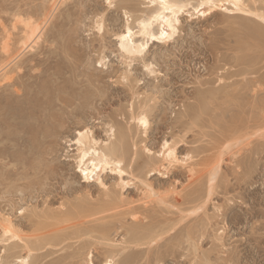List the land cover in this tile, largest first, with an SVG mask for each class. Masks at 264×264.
I'll list each match as a JSON object with an SVG mask.
<instances>
[{"label": "rangeland", "instance_id": "1", "mask_svg": "<svg viewBox=\"0 0 264 264\" xmlns=\"http://www.w3.org/2000/svg\"><path fill=\"white\" fill-rule=\"evenodd\" d=\"M52 1L0 0V68L21 50L22 17L29 21L33 16L30 21L45 28L43 39L22 60L44 59L53 49L57 53L46 62L50 70L45 63L27 73L33 61L19 73H40L46 90L55 87L56 75L54 79L50 75L61 69H67L71 77L79 73L77 79L92 72L94 84L86 92L91 99L85 95L77 101L78 114L57 111L59 120L54 124L42 121L43 126H37L43 135L29 134L27 148L11 139L1 143L0 147H14L18 155L21 151L19 157L24 158L14 163L4 159L9 167L0 162V264H20L23 257L29 264H102L111 253L123 264H264V35L257 39L263 46H251L258 42L247 29L255 23L239 18V11L221 8L204 15L199 8L197 14L199 0H183L186 7L178 15L174 35L169 41L150 40L143 58L135 59L121 49L119 35L128 25L136 32L135 41L144 42L142 22L157 11L158 4L150 0ZM258 1L259 7L251 1L247 8L257 11L263 6L264 11V0ZM46 13L53 17L45 25ZM152 26L156 32L160 29L158 22ZM100 60L105 68L97 66ZM8 68L13 69L10 75L21 80L13 63ZM13 89L8 86L0 94L6 90L8 95ZM143 111L149 117L145 130L137 120L131 121L133 114ZM112 125L124 140L127 172H101L105 189L98 180L86 182L78 171L80 145L75 141L78 131L90 129L103 146L110 141ZM54 127L67 132L52 135ZM165 141L185 163L180 160L179 165L170 166L161 157ZM23 150L28 154L22 155ZM7 219L21 230L22 241L10 238L11 234L6 238L2 226L9 224ZM137 223L151 226V234L141 238L142 246L125 248L133 244L128 241ZM25 241L40 249H25Z\"/></svg>", "mask_w": 264, "mask_h": 264}, {"label": "bare ground", "instance_id": "2", "mask_svg": "<svg viewBox=\"0 0 264 264\" xmlns=\"http://www.w3.org/2000/svg\"><path fill=\"white\" fill-rule=\"evenodd\" d=\"M54 1V0H53ZM52 1V2H53ZM57 1V0H56ZM55 1V2H56ZM147 1H149V0H147ZM183 1V0H182ZM189 2H190V0H188ZM192 1V0H191ZM196 2H198L197 0H195ZM252 1V4H256V2H257V4H258V0H199V7L197 8V9H199V8H201V10H200V12L204 15V14H206L207 12H210L211 13V11L213 12H216L215 11V9H217V8H221V9H224L225 10V8L229 11V12H236V11H239V18H245V19H247V20H249V22L250 21H253L255 24H253L255 27H250V24L249 25H247L248 27H245V25H243V27H241V28H245V29H247V28H252V29H247L248 31V34H249V31L251 30V32L250 33H252L251 35H252V38L251 39H255L256 41H257V39L259 40V37L261 36V35H264V34H261L262 32H264L263 31V29H264V11H261L262 9H263V6H262V9L260 10V8H258L259 7V4H258V7H256V10L257 11H254L253 9L251 10V9H248L247 7H248V5L249 4H251L250 2ZM59 2V1H58ZM149 2H151V4H154V3H156V5L158 6V9H157V11H155L154 13H151V16L149 15V18L147 19V21H144V22H142V28H140L141 29V31H140V34H142V36L144 35V37H145V41L144 42H141V43H137L135 40L136 39H134V35H135V33L136 32H134L133 31V29L131 28V27H129L128 25H127V29H126V32L129 30V29H131V33H132V35L127 39V40H124V41H120L121 43H123L124 44V49H122L123 50V52L126 54V56H130V57H134L135 59H136V57H138V58H140L139 56H141V58H143V52L145 51V49L146 48H144L143 50H141V45H144V44H147V47H148V43H149V41L151 40V36L152 35H156V36H159L160 35V31H161V29L163 28L167 33H168V36L167 37H165V38H163V39H161L160 41H167L168 39H169V37L171 38L173 35H174V33L176 32V23H175V20H178V15H179V13H181L180 11H179V9H177V11H176V13H175V16H174V18H173V20H174V22H173V28L175 29V31L173 32L172 31V29H169L168 27H167V25L166 24H164L162 21H160V20H154L153 19V17H156V16H158V15H160L162 12H163V9L160 7V0H150ZM167 2H168V4L169 5H178V6H181V7H183V10H184V8L186 7V5H185V2L184 3H181L179 0H167ZM228 3V5L230 4L232 7L231 8H229V7H226L225 5V3ZM66 3V2H65ZM54 4H55V6H56V4L57 3H52V5L54 6ZM209 4H211V7H209ZM201 5H203V7H201ZM261 5V4H260ZM52 6V7H53ZM250 6H252V5H250ZM51 7V8H52ZM197 7V6H196ZM223 7V8H222ZM59 8H60V6H59ZM157 8V7H156ZM155 8V9H156ZM249 8H252V7H249ZM55 8H53V10H54ZM153 9V8H152ZM196 9V8H195ZM196 9V10H197ZM58 10V9H57ZM226 10V11H227ZM47 11H48V9H47ZM150 11V10H149ZM43 12V11H42ZM49 12V11H48ZM47 12V13H48ZM51 12H52V9H51ZM54 12V11H53ZM52 12V13H53ZM213 12V13H214ZM46 13V14H47ZM50 13V12H49ZM148 13H150V12H148ZM237 13V12H236ZM45 14V15H46ZM197 14H198V12H197ZM201 14V15H202ZM225 14H228V13H225ZM238 14V13H237ZM211 15V14H210ZM30 16V15H29ZM43 16V18H44V15H42ZM41 16V17H42ZM232 16V15H231ZM33 17V16H32ZM32 17H30L29 18V21H24L23 20V18H24V16L22 17V19H21V21H22V23L24 22V24H25V27H23V28H25V30H24V38H23V40H19V41H22L20 44H22V47L21 46H18V47H21V50H20V52L15 56V57H13V58H11V60H10V62H8L2 69L0 68V90L1 89H4V88H6V87H8L9 86V88H10V86H13L14 87V89L10 92H8V95H7V89L6 90H4L3 91V93H5V94H0V145H3V144H1V143H4L3 141L5 140V139H11V141H15V143H18L17 145H19V144H23L24 145V149H25V147L27 148V139L29 138V136L30 137H32V135H34V133H35V135H38L39 133L41 134L42 133V135H43V132L41 131H39L38 130V128L40 127V126H43V125H41L40 123L42 122V121H46V123H47V121H49V122H53L54 120L56 121V119H58L57 118V113L58 112H60V110L62 109V110H64V111H66V113L68 112V113H71V114H76L77 113V111L79 110L78 109V106H79V104H78V102L79 101H81V100H83V99H85V95H87V93L86 92H88L89 90H90V87H91V85L92 84H94V79L92 78V76L93 75H91L90 76V74L92 73V72H90V74L89 75H85L86 77H84L83 75V78L81 79V78H79V79H77L76 77H77V75L79 74V73H77V75H76V77H75V75H73L72 77L70 76V75H67L68 74V71H66L65 69V71H56V72H54L53 73V75H50V74H48V76L50 75V77H51V79L53 78V76L54 75H56V78H55V82H56V84L54 85V80H53V84L52 85H54L55 87L54 88H51V89H49V90H46V89H44V87H42L43 85H42V83L44 82L43 81V79H42V77H41V74L40 73H38V74H33L32 72L30 73V71H32V69L34 68V66H38V65H45V63L48 61V60H50V54H53V52L56 54L57 52H55L54 51V49L53 50H51V51H49L48 53H49V55L48 56H46V57H44V59H40V58H33L32 56L31 57H28L29 58V60H27V63H28V65L30 64L29 62H33V61H36V63L35 64H30V66H28V65H26L27 63L25 62V60H22V58L21 57H23L24 55H26L28 52H32V50L33 49H35V44H37L38 43V41L43 37V34H44V30H45V28H44V26H42L41 25V23H39V21H38V23L40 24V25H38L37 23V25H35L34 23L36 22V20H35V22L33 23V22H31L30 21V19L32 18ZM51 17H53L52 16V14L51 15H49L48 16V14H47V16H46V18H45V20L44 19H40V20H44L45 21V25L46 24H48V22H49V20L51 19ZM235 17V16H234ZM21 18V17H20ZM20 18H18V19H20ZM39 18H40V16H39ZM167 18V17H166ZM27 20H28V18H26ZM33 20H34V17L32 18ZM17 20V19H16ZM52 20V19H51ZM242 20V19H241ZM17 21H19V20H17ZM20 21V22H21ZM246 21V20H245ZM41 22V21H40ZM43 22V21H42ZM154 22H158V23H160V29L156 32V31H154V27L152 26L153 24H154ZM16 23H18V22H16ZM243 23V22H242ZM245 23V22H244ZM145 24H147L148 25V28L147 29H145L144 27H143V25H145ZM44 25V24H43ZM240 25V24H239ZM242 25V24H241ZM256 25H258V26H256ZM22 26H24V25H22ZM100 27H102V26H100ZM240 28V29H241ZM100 29V28H99ZM238 29V28H237ZM244 29V32L246 31ZM239 30V29H238ZM101 31V30H100ZM138 31V32H139ZM242 31H243V29H242ZM125 32V33H126ZM240 32V31H239ZM125 33L123 32V34H121V35H119V37L120 36H122V35H125ZM243 33V32H242ZM246 33V32H245ZM245 33H243V34H245ZM241 34V33H240ZM247 34V35H248ZM256 34V35H255ZM46 35V34H45ZM61 35V34H60ZM251 35H248V36H250L251 37ZM258 35H260V36H258ZM58 36V35H57ZM63 36V35H62ZM243 36V35H242ZM247 36V37H248ZM254 36H258V38H256V37H254ZM60 37V36H59ZM246 37V35L244 36V38ZM254 37V38H253ZM22 39V38H21ZM43 39V38H42ZM52 39V38H51ZM251 39H248V40H251ZM261 39V38H260ZM264 39V38H263ZM262 39V40H263ZM252 40V41H253ZM41 41V40H40ZM169 41V40H168ZM261 41V40H260ZM49 42V41H48ZM60 42V41H59ZM119 42V41H118ZM151 42H152V40H151ZM253 42H255V41H253ZM258 42V44L255 42L254 44L252 43H250L249 42V44H251V46L252 45H255L256 44V46L257 45H259L260 43H259V41H257ZM52 43V42H51ZM121 43H120V45H121ZM163 43V42H162ZM59 44H61V43H59ZM70 44V43H69ZM261 44H262V41H261ZM259 45V46H263V45ZM8 45V44H7ZM56 45V44H55ZM53 46V45H52ZM63 46V45H62ZM71 46V45H70ZM259 46H257V47H259ZM4 48V47H3ZM120 48V47H119ZM48 49V48H47ZM47 49H45V50H47ZM64 49V48H63ZM75 49V48H74ZM73 49V50H74ZM48 51V50H47ZM47 51H46V53H47ZM60 51H62L61 49H60ZM70 51V50H69ZM121 52V51H120ZM12 53V52H11ZM47 53V54H48ZM64 54H65V52H64ZM67 55H69L70 56V53L69 52H67L66 53ZM8 55V54H7ZM33 55V54H32ZM36 55V54H35ZM66 55V56H67ZM76 55H78V54H76ZM35 57V56H34ZM53 57V56H52ZM61 57V56H60ZM59 57V58H60ZM63 57V56H62ZM74 57V56H73ZM79 57V56H78ZM84 57V56H83ZM89 57V56H88ZM9 58V57H8ZM41 58H43V57H41ZM58 58V59H59ZM66 58H68V57H66ZM137 58V59H138ZM53 59V58H52ZM103 59V58H102ZM93 60V59H92ZM5 61H6V59H5ZM101 61H103V60H100V61H98V62H101ZM62 62V61H61ZM94 62V61H93ZM14 64L15 66H16V72L15 73H19V71L21 70V67L23 68V67H25V65L26 66H28L29 68H26L27 69V73H28V69L30 70L29 71V74H27V75H25V74H23V75H21L20 73H19V77H20V79L21 80H18L19 78H17L18 77V75H17V81L15 82L14 81V79L16 80V78L14 77V75H10L9 74V72L10 73H12L11 71L13 70H8L9 68V66L11 65V64ZM26 63V64H25ZM50 63H51V61H50ZM78 63V62H77ZM88 63V62H87ZM90 63H91V61H90ZM96 63V62H95ZM2 64V63H1ZM25 64V65H24ZM46 64H48V65H46L47 66V69L48 70H50V68H51V66H50V64L49 63H46ZM66 64V63H65ZM71 64H73V63H71ZM4 65V64H3ZM61 65V64H60ZM92 65V64H91ZM91 65H90V67H91ZM1 66V65H0ZM97 66H99L100 67V63H99V65H97ZM104 66V65H103ZM147 66V65H146ZM45 67V66H44ZM72 67V66H71ZM89 67V66H88ZM40 68H41V66H40ZM61 68H63V66L61 67ZM64 68H66V67H64ZM102 68H105V66L104 67H102ZM147 68H149V67H147ZM11 69V68H10ZM72 69V68H71ZM90 69V68H89ZM96 69V68H95ZM107 69V68H106ZM46 70V69H45ZM52 70V69H51ZM68 70H70L69 68H68ZM149 70H150V68H149ZM44 71V70H43ZM76 71V70H75ZM14 72V71H13ZM35 72V71H34ZM41 72V71H40ZM46 72H48L49 73V71H46ZM70 72V71H69ZM95 72V71H94ZM101 72V71H100ZM150 72V71H149ZM155 72V71H154ZM51 73V72H50ZM72 73H74V72H72ZM81 73V72H80ZM97 73V72H96ZM95 73V74H96ZM117 73V72H116ZM115 73V74H116ZM147 73H148V71H147ZM152 73V72H151ZM150 73V74H151ZM46 74V73H45ZM155 74V73H154ZM43 75V74H42ZM47 75V74H46ZM45 75V76H46ZM104 74H102L101 76H103ZM145 75V74H144ZM23 76H24V79H23ZM25 76H27V79H26V77ZM100 75L99 76H97L96 75V77H100V78H102ZM49 77V78H50ZM55 77V76H54ZM75 77V78H74ZM105 77V76H104ZM128 77V76H127ZM33 78V79H32ZM48 78V77H47ZM42 79V80H41ZM54 79V78H53ZM61 80V81H59L58 82V80ZM50 80V79H49ZM98 80V79H97ZM46 81V80H45ZM52 82V81H51ZM129 82H130V80H129ZM96 83V82H95ZM99 84H100V82H98ZM106 83V82H105ZM108 83V82H107ZM126 86V85H125ZM129 86V85H128ZM97 87H99V86H97ZM12 88V87H11ZM92 88V87H91ZM98 89V88H97ZM105 89H107V88H105ZM129 89H130V87H129ZM94 90V89H93ZM264 90V89H263ZM2 91V90H1ZM6 91V92H5ZM104 91V90H103ZM101 92V91H100ZM234 92V91H233ZM2 93V92H1ZM90 94H91V92H90ZM87 96H89V98L91 97V95H87ZM46 97H49V98H51V101H49V102H51V103H49V102H45V100H43L44 98H46ZM233 97H234V95H233ZM236 97V96H235ZM53 98V99H52ZM88 98V97H87ZM34 99V100H33ZM91 99V98H90ZM109 99V98H108ZM107 99V100H108ZM227 99V98H226ZM233 99H235V98H233ZM36 100V101H35ZM94 100V99H93ZM104 100V99H103ZM110 100V99H109ZM78 101V102H77ZM233 101V100H232ZM235 101V100H234ZM83 102V101H82ZM90 102V101H89ZM88 102V103H89ZM110 102V101H109ZM226 102V101H225ZM230 102V101H229ZM81 103V102H80ZM107 103V102H106ZM93 105H95V104H92V107H93ZM107 105V104H106ZM80 106H82V105H80ZM87 108V107H86ZM153 108V107H152ZM146 109V108H145ZM154 109V108H153ZM134 110H135V108H134ZM58 111V112H57ZM146 111V110H145ZM132 112H134L133 110H132ZM152 112V111H151ZM85 113V112H84ZM135 113V112H134ZM138 113V112H137ZM141 113H144V111L143 112H140V113H138L139 115L138 116H133L132 115V119H131V121H133V119L134 120H137V122H138V124H139V126H142L143 128L145 127L144 125H142L141 123H140V119L143 117V118H146L147 119V121H148V124H147V126L149 125V120H148V118L149 117H147V114L145 115V113L144 114H141ZM147 113L149 114L150 112H148L147 111ZM62 114H65V113H62ZM70 114V115H71ZM78 114V113H77ZM87 114V113H86ZM118 114V113H117ZM153 114H155V113H153ZM116 115V114H115ZM76 116V115H75ZM151 116V115H150ZM90 117V116H89ZM65 118V117H64ZM86 118H88V117H86ZM117 118V117H116ZM119 118V117H118ZM68 119V118H67ZM59 120V119H58ZM65 120V119H64ZM64 120H62V121H64ZM113 120V119H112ZM116 120H118L119 121V119H116ZM114 122V121H113ZM117 122V121H116ZM57 123H58V121H57ZM80 123V122H79ZM81 123H82V121H81ZM80 123V124H81ZM112 123V122H111ZM130 123V122H129ZM136 123V122H135ZM44 124V123H43ZM52 124H54V123H52ZM59 124V123H58ZM65 124H66V122H65ZM70 124V123H69ZM78 124V123H77ZM76 124V125H77ZM83 124V123H82ZM40 125V126H39ZM46 125V124H45ZM111 125V124H110ZM114 125H117V124H114ZM37 126H39V127H37ZM48 127H49V125H47ZM57 126H59V125H57ZM65 126V125H64ZM69 126V125H68ZM73 126V125H72ZM11 127H13V129H15V130H13L12 129V131H10L9 129H11ZM61 127V126H60ZM60 127H54L53 129H51L52 131L50 132V133H52V135L53 134H55V135H57V134H59L60 132H62V131H64V130H62V128H60ZM132 127V126H131ZM47 128V127H46ZM46 128H44V129H46ZM63 128H65V127H63ZM110 128V127H109ZM118 128V127H117ZM116 127H114L113 125L111 126V128L109 129V132H108V134H109V139H110V141L108 142V143H104V145L102 146L101 144H100V142L97 140V139H95V137H94V135L92 134V130H90V129H87L86 131H78V132H84V134L82 135V136H79L78 138H76V139H79V141H80V143H79V150H80V154H79V168L80 169H82L83 171H88V173H89V177H90V179H88V180H86V182H88V181H94V180H98L99 182H100V184H102L103 186H105L106 187V185H104V183L102 182V180L100 179V174H101V172L103 173V172H105L106 170H111V171H113V172H117V173H119L120 175H121V173H126L127 172V170L125 171V168L123 167L124 166V163H125V161H126V158H125V150H124V144L122 143V141H124L123 140V138L121 139L120 138V134L119 133H117V129ZM141 128V127H140ZM146 129H148L147 127H145ZM145 128H144V130H145ZM40 129V128H39ZM43 129V130H44ZM119 129V128H118ZM126 129V128H125ZM42 130V129H41ZM69 130V129H68ZM127 130V129H126ZM66 132H67V130H65ZM64 131V132H65ZM94 131V130H93ZM108 131V130H107ZM131 131V130H130ZM69 132V131H68ZM120 132V131H119ZM144 132H146V131H144ZM45 133V132H44ZM94 133V132H93ZM129 133V132H128ZM30 134V135H29ZM48 134V133H47ZM118 134H119V136H118ZM139 134V133H138ZM137 134V135H138ZM45 135V134H44ZM51 134H48L47 136H52ZM125 135V134H124ZM46 136V137H47ZM128 136H129V134H128ZM140 136V135H139ZM37 137H39V135L37 136ZM45 137V138H46ZM121 137H122V135H121ZM132 137V136H131ZM137 137V136H136ZM42 138H43V136H42ZM52 138V137H51ZM138 138V137H137ZM13 139V140H12ZM37 139V138H36ZM46 139H48V138H46ZM129 139V138H128ZM31 140V139H30ZM131 140V139H130ZM138 140V139H137ZM6 141V140H5ZM8 141V140H7ZM44 141V140H43ZM129 141V140H128ZM132 141V140H131ZM130 141V142H131ZM129 142V143H130ZM7 143V142H6ZM11 143V142H10ZM9 143V144H10ZM13 143V142H12ZM15 143H13L16 147H17V145L15 144ZM133 143V142H132ZM135 143V142H134ZM29 144H31V143H29ZM131 144V143H130ZM34 145V144H33ZM135 145V144H134ZM169 145L170 144H168V148L166 149V150H164L163 151V156H164V158L163 159H165V160H168V153H169V151H171L173 154H174V158L175 159H178V157L176 156V153H175V148H171V147H169ZM29 146V145H28ZM18 148V147H17ZM21 148H23V147H21ZM28 148H30V146L28 147ZM165 148V147H164ZM16 149V148H15ZM44 149V148H43ZM145 149H147V151H150V149H148V148H145ZM17 150V149H16ZM29 150V149H28ZM31 150V149H30ZM36 150V149H35ZM39 150V149H38ZM50 150V149H49ZM34 151V150H33ZM47 151V150H46ZM52 151V150H51ZM16 151L14 150V147H12V146H1L0 147V162L1 163H3V165H5L6 163L5 162H3V160L4 159H6L7 160V162H20V161H22V159L24 158V157H22V159H20V157H21V151L19 152V154L20 155H18L17 153H15ZM23 153H22V155L24 154V150L22 151ZM26 152V151H25ZM38 153V152H37ZM39 153H40V151H39ZM25 154H28V153H25ZM24 154V155H25ZM29 154H31V153H29ZM42 154V153H41ZM49 154V153H48ZM146 154V153H145ZM31 155H33V154H31ZM135 155V154H134ZM133 155V156H134ZM147 155V154H146ZM20 156V157H19ZM41 156V155H40ZM150 156V155H149ZM155 156V155H154ZM137 157V156H136ZM152 157V156H151ZM105 158H107L106 160H105ZM135 159V158H134ZM189 159V158H188ZM187 159V160H188ZM6 160H4V161H6ZM181 160V159H180ZM185 160V159H184ZM147 161V160H146ZM181 161H183V160H181ZM156 162V161H155ZM164 162V161H163ZM184 163H185V161H183ZM21 163H24V162H21ZM26 163V162H25ZM93 163H95V165H96V167H95V169L92 167V164ZM107 164L108 165V167H105L104 166V164ZM8 165H5L6 167H9L10 165H9V163H7ZM3 165H0V166H3ZM12 165V164H11ZM21 165V164H20ZM27 165H28V163H27ZM129 165V164H128ZM151 165H155L154 163L152 164L151 163ZM185 165H187V164H185ZM16 166V165H15ZM183 166V165H182ZM189 166V165H188ZM16 167H18V165L16 166ZM150 167V166H149ZM166 167H168V166H166ZM170 167V166H169ZM168 167V168H169ZM176 167V166H175ZM3 168V167H2ZM1 168V169H2ZM14 168V167H13ZM34 168V167H33ZM38 168V167H37ZM167 169V168H166ZM176 169V168H175ZM7 170V169H6ZM12 170H15V169H12ZM18 170V169H17ZM152 170V169H151ZM1 172V171H0ZM11 172V171H10ZM13 172H15V171H13ZM23 172V171H22ZM82 172V171H81ZM2 173V172H1ZM148 173V172H147ZM4 174V173H3ZM2 174V175H3ZM19 174V173H18ZM17 174V175H18ZM22 174V173H21ZM132 174V173H131ZM11 175V174H10ZM16 175V174H15ZM23 176V175H22ZM5 177V176H4ZM8 177V176H7ZM11 177V176H10ZM138 177V176H137ZM2 178V177H1ZM10 179V178H9ZM97 181V182H98ZM98 182V183H99ZM102 182V183H101ZM5 183V182H4ZM148 184V183H147ZM6 185H7V183H6ZM125 185V183L122 185V186H124ZM131 185V184H130ZM102 186V187H103ZM149 186V185H148ZM150 187V186H149ZM152 187V186H151ZM150 187V188H151ZM121 188V187H120ZM149 188V189H150ZM9 189V188H8ZM105 189H107V187L105 188ZM212 190V189H211ZM110 191H112V190H110ZM109 191V192H110ZM113 193V192H112ZM119 193V192H118ZM211 193V192H210ZM114 194V193H113ZM119 195V194H118ZM118 195H117V198H118ZM107 196H108V194H107ZM106 197V196H105ZM114 198V197H113ZM107 200V199H106ZM109 200V199H108ZM116 201V200H115ZM112 202V201H111ZM117 202V201H116ZM120 202V201H119ZM122 202V201H121ZM109 203V202H108ZM118 204V203H117ZM104 205V204H103ZM106 205V206H105ZM104 206H105V208L107 207V204H105ZM109 206H110V204H108ZM102 206V205H101ZM108 206V207H109ZM112 207V206H111ZM110 207V208H111ZM21 211H22V209H21ZM131 212V211H130ZM129 212V213H130ZM133 213H135V212H133ZM31 216V215H30ZM38 216V215H37ZM132 216H133V214H132ZM150 216V215H149ZM32 217H33V215H32ZM31 217V218H32ZM134 217H135V215H134ZM147 218H148V216H146ZM137 218V217H136ZM135 218V219H136ZM11 220V219H10ZM144 220V219H143ZM151 220V219H150ZM7 221L9 222V224H6V225H4V226H2L3 228H2V230H3V232H4V235L6 236V238L8 237V234H11L10 235V238H16V239H20L21 240V238H22V233H21V230L19 229L18 231H20V233L16 230V229H14L13 227V225L14 224H12V222L11 221H9L8 219H7ZM8 222H6V223H8ZM32 222V221H31ZM142 222V221H141ZM141 222H139V223H141ZM4 223V222H3ZM3 223H1V225L3 224ZM139 223H137L136 225H134L133 227H132V229H131V232H132V238L131 237H129L130 238V241H128V243H131V241H132V245H128V246H126L125 245V248L126 247H136V248H138L137 246L138 245H140V246H142L143 244L141 243L142 242V240H141V238L142 237H145V236H147V233H149V234H151V232H150V230L152 229L151 228V226H150V228L147 226L146 227V225H143V224H139ZM142 223H144V222H142ZM148 223H149V221H148ZM146 224V223H145ZM151 223H149V225H150ZM152 225H154L153 223H152ZM38 226V225H37ZM101 226H103L104 228H105V226L104 225H101ZM16 227V226H15ZM39 227V226H38ZM97 227H99V226H97ZM154 227V226H153ZM94 228V227H93ZM96 228V227H95ZM107 228V227H106ZM157 228V227H156ZM108 229V228H107ZM106 230V229H105ZM105 230H103V231H105ZM127 230V229H126ZM100 231V230H99ZM102 231V232H103ZM98 232V231H97ZM101 231L100 232H98V233H102ZM105 233H107V232H105ZM25 234V233H24ZM107 235V234H106ZM2 236V235H1ZM35 236H37V235H35ZM39 236V235H38ZM36 237V238H39V237ZM102 236V235H101ZM151 236V235H150ZM56 237H58V236H56ZM56 237H54V238H56ZM105 237V236H104ZM103 237V238H104ZM9 238V239H10ZM26 238V237H25ZM35 238V237H34ZM52 238V237H51ZM51 238H50V240H51ZM2 239V238H1ZM8 239V240H9ZM18 239V240H19ZM53 239V238H52ZM142 239H144V238H142ZM148 239H150V238H148ZM13 240V239H12ZM27 240H28V238H27ZM31 240V239H30ZM37 240V239H36ZM46 239H44V241H45ZM129 240V239H128ZM140 240H141V242H140ZM145 240V239H144ZM22 241V240H21ZM24 241V240H23ZM49 241V240H48ZM55 241V240H54ZM5 242V241H4ZM20 242V241H19ZM26 242V241H25ZM25 242H23L24 244H25ZM30 242V241H29ZM46 242V241H45ZM56 242V241H55ZM35 243V242H34ZM38 243V242H37ZM42 243V242H41ZM40 243V244H41ZM52 243V242H51ZM57 243V242H56ZM144 243V242H143ZM33 244V243H32ZM35 245V244H34ZM51 245V244H50ZM54 245V244H53ZM14 246V245H13ZM38 246V245H37ZM36 246V247H37ZM115 246V245H114ZM8 247V246H7ZM35 247V246H34ZM31 244H29V243H27L26 242V244H25V249H28V250H35L36 249V247L34 248ZM39 247V246H38ZM37 247V248H38ZM113 247V246H112ZM111 247V248H112ZM123 247V248H122ZM121 248L122 249H124V251L126 250L125 248H124V246H122ZM149 247V246H148ZM151 247V246H150ZM149 247V248H150ZM9 248H11V247H9ZM21 248V247H20ZM23 248V247H22ZM118 248V247H117ZM121 248H119V249H121ZM39 249H40V247H39ZM121 249V250H122ZM13 251H14V249H12ZM21 250V249H20ZM38 250V249H37ZM115 250H118V249H115ZM27 251V250H26ZM80 251V250H79ZM123 251V252H124ZM148 251H150L149 249H148ZM9 252V251H8ZM12 252V251H11ZM89 252V251H88ZM91 252V251H90ZM107 252V251H106ZM111 252H113L112 250H110V252L108 251L107 253L109 254V253H111ZM120 252V251H119ZM30 253V252H29ZM85 253V252H84ZM116 253V252H115ZM125 253V252H124ZM9 254V253H8ZM7 254V255H8ZM17 254V253H16ZM103 254H105V252L103 253ZM117 254V253H116ZM21 255V254H20ZM82 255V254H81ZM122 255V254H121ZM16 256V255H15ZM88 256V255H87ZM90 256H92L93 257V254L92 255H90ZM106 256V255H105ZM125 256V255H124ZM23 257V256H22ZM89 257V256H88ZM87 257V258H88ZM107 257V256H106ZM115 257H118V255H112V253H111V255H109V257H107V258H105L106 260L102 263V264H106V261L107 260H110V259H114ZM120 257H123V256H120ZM127 257V256H126ZM5 258V257H4ZM16 258V257H15ZM37 258H39V257H37ZM79 258V257H78ZM11 259H13V258H11ZM20 259V258H19ZM117 259V258H116ZM120 259V258H119ZM22 260H26V259H24V257H23V259H21V261ZM89 260V259H88ZM92 260V259H91ZM90 260V262H92ZM115 260V259H114ZM122 260H123V258H122ZM8 261H10V260H8ZM27 261V260H26ZM35 261V260H34ZM82 261V260H81ZM87 261V260H86ZM121 261V260H120ZM123 261H125V259L123 260ZM129 261H130V259H129ZM133 261V260H132ZM135 261H136V259H135ZM84 262H85V260H84ZM83 262V263H84ZM89 262V261H88ZM87 262V263H88ZM4 263V262H3ZM2 263V264H3ZM131 263V262H130ZM86 264V263H85ZM91 264H94V263H91ZM96 264V263H95ZM100 264V263H99ZM127 264V263H126ZM137 264V263H136Z\"/></svg>", "mask_w": 264, "mask_h": 264}, {"label": "snow or ice", "instance_id": "3", "mask_svg": "<svg viewBox=\"0 0 264 264\" xmlns=\"http://www.w3.org/2000/svg\"><path fill=\"white\" fill-rule=\"evenodd\" d=\"M108 6H109V7H114V5H112L110 2H109V5H108ZM160 7L163 9V12H162L160 15H158V16H156V17H153V19H154V20H160V21H162L164 24L167 25V27H168L169 29H172V31L174 32L175 29L173 28V22H174L173 18H174V16H175V13H176L177 9H179L180 12H183V7L178 6V5H169L168 2H167V0H160ZM189 7H191V6H189ZM201 7H203V5H201ZM209 7H211V4H209ZM226 10H227V9L225 8V11H226ZM197 12L199 13V9H197ZM200 14H202V13H200ZM166 17H167V18H166ZM175 23L178 24L179 21H178V20H175ZM143 27H144L145 29H147V28H148V25L145 24V25H143ZM100 30L103 31L102 27H101ZM131 35H132V33H131V29H129V30L125 33V35L120 36L118 39L121 40V41H124V40H127ZM167 36H168V33L162 28L161 31H160V35H159V36L152 35V36H151V40H152V41H157V40H161V39H163V38H165V37H167ZM169 38H170V37H169ZM120 47H121V49H124V44L121 43ZM146 47H147V44L141 45V50H143V49L146 48ZM103 65H104V62L101 61V62H100V66L103 67ZM145 70H146V71H149V69H147V68H146ZM125 82H127L126 79H125ZM140 123H141L142 125H144L145 127H147L148 121H147L146 118H143V117H142V118L140 119ZM85 131H86V130H85ZM83 134H84V132H77V133H76V135H77L78 137H79V136H82ZM75 143L79 144V143H80L79 139H77V140L75 141ZM164 147H165V149L168 148V142H167V141H165ZM160 155H161V157H163V152H161ZM106 159H107V158H105V160H106ZM184 159L187 160L188 157L186 156ZM168 161H169V165H170V166H173V165H179V164L181 163V161H180L179 159H175V158H174V154H173L171 151H169V153H168ZM104 166H105V167H108V165H107L106 163L104 164ZM92 167L95 169V167H96L95 163L92 164ZM78 171H82V175H83V178H84L85 180L90 179L88 171H83L82 169H78ZM121 175H123V173H121ZM101 183H102V182H101ZM177 183H179V182H177ZM22 211H23V210H22ZM20 264H29V262L26 261V260H22V261L20 262ZM106 264H123V262L120 261V260L110 259V260H107V261H106Z\"/></svg>", "mask_w": 264, "mask_h": 264}]
</instances>
